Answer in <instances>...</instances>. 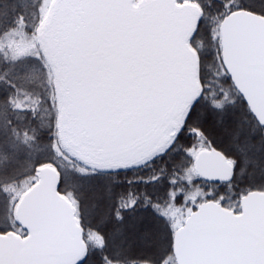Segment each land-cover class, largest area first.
<instances>
[{
    "label": "snow or ice",
    "instance_id": "obj_1",
    "mask_svg": "<svg viewBox=\"0 0 264 264\" xmlns=\"http://www.w3.org/2000/svg\"><path fill=\"white\" fill-rule=\"evenodd\" d=\"M0 264H264V0H0Z\"/></svg>",
    "mask_w": 264,
    "mask_h": 264
}]
</instances>
